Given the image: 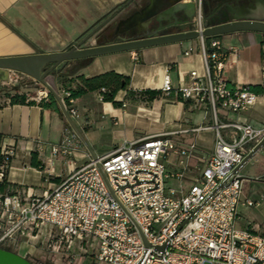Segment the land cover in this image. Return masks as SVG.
Returning a JSON list of instances; mask_svg holds the SVG:
<instances>
[{
  "label": "built area",
  "instance_id": "2783aa9c",
  "mask_svg": "<svg viewBox=\"0 0 264 264\" xmlns=\"http://www.w3.org/2000/svg\"><path fill=\"white\" fill-rule=\"evenodd\" d=\"M197 2L191 29L202 31L206 26ZM199 40L204 73L192 70L177 86L166 73L161 90H175L182 101L210 112L212 122L125 142L75 167L41 195L0 192V247L11 250L24 235L38 238L63 264H264V236L252 226H237L239 206L255 203L233 173L264 138V126L256 128L242 116L219 120L222 110H246L257 95L246 85H228L226 61L235 47H225L219 37ZM193 50L190 46L183 54ZM52 86L75 121L73 98L65 102L69 91ZM47 94L41 91L39 100ZM223 128L231 129L229 138L221 134ZM202 130L215 132L210 148L184 136ZM76 142L70 128L52 153L70 152ZM1 153L0 182L12 151L1 147Z\"/></svg>",
  "mask_w": 264,
  "mask_h": 264
},
{
  "label": "crops",
  "instance_id": "0c3cea01",
  "mask_svg": "<svg viewBox=\"0 0 264 264\" xmlns=\"http://www.w3.org/2000/svg\"><path fill=\"white\" fill-rule=\"evenodd\" d=\"M183 4L185 11L176 12V7ZM197 9V0H0V57L66 50L115 12L117 14L96 36L106 27L117 24L144 33L154 30L155 26L175 24L173 31H177L184 14L195 16ZM219 38L225 47L237 49L235 54L227 56L225 76L228 85H261L264 34L235 32ZM190 46L194 50L184 55ZM79 60L85 62L84 66L75 69L74 74L70 70L77 60L64 62L56 68L59 75L54 83L58 91L74 87L76 75L80 74L92 77L114 71L127 79L126 88L118 90L114 97L117 105L104 100L99 90L75 97L71 103L78 112L75 122L96 157L125 142L160 131L187 129L212 122L210 112L191 101H182L175 90L169 93L161 90L166 73L173 86L187 80L192 70L204 73L199 38ZM0 71L7 75L8 70ZM146 89L156 90L158 94L153 98L136 94ZM255 94L256 101L246 110L238 113L222 110L219 120L227 122L242 116L256 128L264 126V93ZM27 99L32 101L31 104H10L8 98L1 103L2 147L12 151L5 178L0 182L3 194L16 190L33 195L49 192L75 167L92 158L78 138L76 147L70 152L59 148L53 154L52 148L59 146L70 129L68 123L57 101L55 108L41 106L42 99L38 97ZM231 132L230 128L221 129L225 138H229ZM184 136L210 148L215 132L202 130ZM168 168L177 169L175 166ZM237 176L244 195L255 203L239 206L237 226H252L264 236V146L240 167ZM11 250L30 261L48 264H63L64 261L59 254L47 250L38 238L24 235L17 236Z\"/></svg>",
  "mask_w": 264,
  "mask_h": 264
},
{
  "label": "water",
  "instance_id": "95a60500",
  "mask_svg": "<svg viewBox=\"0 0 264 264\" xmlns=\"http://www.w3.org/2000/svg\"><path fill=\"white\" fill-rule=\"evenodd\" d=\"M202 11L203 2H200ZM264 11V5L259 6L249 5L240 14H235L231 18L218 22L209 23L202 31L192 30L188 22L192 19L193 14L185 13L179 21L181 28L173 32H159L157 29L145 32L144 35L137 38H127L117 36L116 40L106 41L101 44L85 46V43L99 34L103 28L116 14L112 13L96 28L92 29L82 39L77 41L70 48L62 51L43 52L27 55H14L0 57V69L17 71L31 77L33 80L41 83L56 99L59 108L68 123L69 127L79 139V141L89 151L92 159L96 158L91 146L84 137L82 131L76 122L69 116L66 107L49 83V77L53 78L54 70L62 63L79 59H86L95 56L122 52L134 51L142 48L156 46L167 43L183 42L196 38H208L232 34L235 32H257L264 34V15L257 14L258 11ZM185 11V4L178 5L176 12ZM102 34V33H101ZM262 146H264V138H262L255 147L246 155L244 160L233 170L236 174L240 167L248 161ZM163 248V247H159ZM0 264H33L26 257L10 250L0 247Z\"/></svg>",
  "mask_w": 264,
  "mask_h": 264
},
{
  "label": "trees",
  "instance_id": "16d2710c",
  "mask_svg": "<svg viewBox=\"0 0 264 264\" xmlns=\"http://www.w3.org/2000/svg\"><path fill=\"white\" fill-rule=\"evenodd\" d=\"M216 37H220V36H216ZM209 38L211 37L205 38V40L208 41ZM84 63L85 62L83 61L77 60L76 64L73 66L70 72L74 74L75 69L84 66ZM126 86H127L126 77L114 71H108L92 77H85L82 74L76 75V83L74 87H69L66 89V91H69L70 95L69 97L65 98V102L67 103L69 98H75L81 96L89 91L99 90L104 100L111 101L117 105L118 102L114 100V97L118 90L125 89ZM248 88L250 91L255 93H264V86L262 85H250ZM136 94L138 96H141L142 98H153L158 94V92L156 90L146 89V90L137 91ZM47 97H48V101H45V99L41 100L40 102L41 106H52L57 108L55 97L50 92L47 94ZM7 98L10 104H16V103L31 104L32 102L27 99L25 94H20V93L9 94ZM1 106L2 105L0 103V107ZM67 126L68 128H70L68 124ZM1 147H2V136L0 135V168L4 163V156L1 153Z\"/></svg>",
  "mask_w": 264,
  "mask_h": 264
},
{
  "label": "rangeland",
  "instance_id": "374dc122",
  "mask_svg": "<svg viewBox=\"0 0 264 264\" xmlns=\"http://www.w3.org/2000/svg\"><path fill=\"white\" fill-rule=\"evenodd\" d=\"M205 11V6L202 8V16ZM203 19V18H202ZM120 23V22H118ZM203 24V23H202ZM205 26V24H203ZM115 29V30H114ZM113 30V31H112ZM139 33L135 28H125L119 26H108L99 36L93 37L85 43V46L101 44L106 41L115 40L118 35L130 38L132 35ZM92 40V41H91ZM73 67H71L72 69ZM9 71V70H8ZM6 76L0 71V103H4L7 100L9 94L20 93L25 94L27 98L38 97L39 93L42 91H49L39 82L33 80L25 74L19 73L17 71H9ZM59 75V70L55 69L53 72L52 81ZM9 93V94H8Z\"/></svg>",
  "mask_w": 264,
  "mask_h": 264
},
{
  "label": "flooded vegetation",
  "instance_id": "af4514ba",
  "mask_svg": "<svg viewBox=\"0 0 264 264\" xmlns=\"http://www.w3.org/2000/svg\"><path fill=\"white\" fill-rule=\"evenodd\" d=\"M205 6V11L202 16L203 24L207 26L209 23H218L227 20L235 14H240L249 5L259 6L264 5V0H202ZM260 15H264V11H258ZM186 25L191 26V20ZM175 24H167L155 26L153 29H157L159 32H167L175 30ZM144 35V31L132 35L130 38H137Z\"/></svg>",
  "mask_w": 264,
  "mask_h": 264
},
{
  "label": "bare ground",
  "instance_id": "6f19581e",
  "mask_svg": "<svg viewBox=\"0 0 264 264\" xmlns=\"http://www.w3.org/2000/svg\"><path fill=\"white\" fill-rule=\"evenodd\" d=\"M49 83L52 85L53 81H52V78L49 77Z\"/></svg>",
  "mask_w": 264,
  "mask_h": 264
}]
</instances>
